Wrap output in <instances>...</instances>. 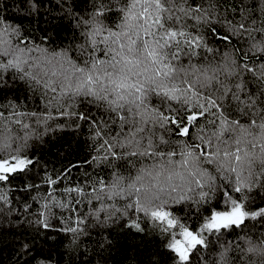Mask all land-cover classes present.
<instances>
[{
	"label": "snow or ice",
	"instance_id": "obj_1",
	"mask_svg": "<svg viewBox=\"0 0 264 264\" xmlns=\"http://www.w3.org/2000/svg\"><path fill=\"white\" fill-rule=\"evenodd\" d=\"M30 7L35 11V4H30ZM210 8L214 11L215 5L210 4ZM110 10L108 5L97 3L91 20L79 21L89 29L84 33L86 43L80 48L84 57L82 64L74 63L66 52L50 53L47 48L22 37L19 28L6 24L0 17V77L4 72L14 70L19 73L20 79L42 86L46 90L47 106L57 107L59 115L74 114L63 110L64 101H68L71 107L76 98L90 97L88 102L104 106L115 117L112 122L119 121L121 129L125 125L133 127L135 130L126 134L123 141L115 137L104 139L103 129L107 127V122L89 121L83 114L77 116V119L89 121L105 156L117 159L125 155L147 157L156 161L150 167L138 169L134 177L126 178L113 171L108 182L97 180L95 183L100 188L93 186L92 190L94 193L106 191L109 197H126L129 202L121 210V215H127V210L132 209L149 217L155 230L167 238L163 244L167 250V260L171 264H192L193 250L199 252L198 246H206L204 233L215 234L225 229L241 228L245 226L246 218L264 219V206L254 210L248 207L251 204L249 193L254 189L264 192V109L258 113L252 111L258 105H264V99H261L264 90L256 96L246 92V85L242 82L229 84L230 78L239 81L241 73L247 72L264 89V64L250 67L244 63L241 66L233 52L228 51L215 65L177 67L181 54L191 58L197 54L196 49L207 47L204 38L185 31L186 25L182 22L190 17L209 23V10L194 7L188 0H131L119 10L122 20L116 31L99 23L100 18ZM241 11L243 13L245 10L242 8ZM260 15L259 21L252 20L247 26L244 22L238 25L225 22L231 35H248L250 48L242 58L255 52L264 59V6L260 9ZM245 19L247 17L242 15V21ZM169 22L180 27H168ZM257 23L259 27H256ZM212 32L218 35L214 29ZM254 33L259 34V39ZM219 39L227 43L230 37L226 34L219 36ZM100 44L104 47L98 56ZM207 51L212 52L213 49L207 48ZM100 56L107 58L101 59ZM200 90H207L209 94L205 96ZM152 95L180 102L185 115H165L151 107L149 97ZM226 96L237 102L241 116L249 117L247 123H242L240 119H229L225 115L218 101H223ZM170 111L176 112L175 109ZM206 113L215 117L208 120L209 125L215 126L214 130L197 134L195 139L199 143L180 141L179 161L173 159L177 155L175 151L161 150L162 146H169L170 143L163 136L158 137L157 143L153 135H143L146 131L154 134V129L159 127L170 134L174 129L177 135L189 136V125L205 117ZM253 115H259V123L252 118ZM49 119H52L50 113L41 114L37 116V123H46ZM3 120V113H0V151L11 148L12 141L11 129L2 123ZM200 131L203 130L198 129V133ZM145 140L146 144L143 143ZM117 147L126 151L118 154ZM257 161L259 171L256 169ZM33 163L20 155L0 158V182L9 181L11 174L27 171ZM47 182L56 183L51 179ZM218 189H223L221 194L227 210L204 209L208 215L202 217V223L195 230L181 223L168 210L169 204L185 201L198 205L209 203ZM72 191L86 195L83 188L66 189V192ZM235 194L239 196L234 198ZM95 199L101 200L102 197L96 195ZM0 201L9 202L3 193H0ZM145 201H149L151 206ZM57 204L66 206L60 202ZM44 207L47 209L48 205ZM101 213L105 215L103 221L100 220ZM114 214V206L110 208L103 203L91 213L98 223H107ZM42 217L36 223L45 229L53 227L48 212L42 213ZM76 223L77 227L63 229L73 233L74 238L82 232L79 225L83 223V218L78 217ZM129 226L142 230L134 219ZM245 243L248 245L247 252L257 251L252 241L245 240ZM260 244L264 245V241ZM225 253L221 254V260L223 264H228L224 259Z\"/></svg>",
	"mask_w": 264,
	"mask_h": 264
},
{
	"label": "trees",
	"instance_id": "obj_2",
	"mask_svg": "<svg viewBox=\"0 0 264 264\" xmlns=\"http://www.w3.org/2000/svg\"><path fill=\"white\" fill-rule=\"evenodd\" d=\"M130 2L131 0H0V17L6 24L19 28L22 37L47 48L50 53L66 52L74 63L82 64L84 57L80 48L86 43L84 33L89 29L79 21L91 20L96 4L103 3L111 10L100 18L99 23L116 31L122 20L119 10ZM188 3L209 10V23L198 22L190 17L182 22L186 25L184 30L192 35L202 36L207 47L196 49L197 54L191 58L181 54L180 61L176 63L177 67L215 65L228 51L233 52L241 66L244 63H248L250 67L264 64V59L255 52H250L246 58H242L243 53L248 52L250 48L248 35L245 33L233 36L225 24L230 22L232 25H238L244 22L247 26L252 20L259 21L264 0H188ZM30 4L36 5L35 11H32ZM210 4L215 5L214 11ZM242 8L245 10L243 13ZM242 15L247 19L242 21ZM167 26L180 27L171 22ZM259 26L257 23L256 27ZM213 29L218 35L213 34ZM103 34L107 35V32ZM226 34L230 37L227 43L219 39V36ZM254 35L259 39L258 33ZM103 47V44H100L97 49L98 56ZM207 48L213 51L209 52ZM237 82L244 83L245 91L256 96L264 90L251 73H241L239 81L235 78L229 79L230 86ZM45 91L34 82L20 79L19 73L14 70L6 71L0 77V113L4 116L2 123L11 129L12 135L11 148L0 151V158L20 155L34 162L28 166L27 171L11 174L9 181L0 182V193L9 201H0V264H171V261L167 260V250L163 247L167 238L155 230L149 217L133 212L132 209H128L127 215L122 216L121 210L129 202L126 197H109L106 191L94 193L92 190L93 186L100 188V185L95 183L97 180L108 182L113 171L126 178L134 177L138 169L150 167L156 161L147 157L125 155L117 159L105 156L100 150V140L89 126V121L107 122V127L103 129L104 139L115 137L123 141L125 135L135 129L129 125L121 129L119 121L113 123L115 117L106 111L104 106L88 102L90 97L76 98L71 107L68 101H64L63 110L74 114L59 115L60 110L57 107L47 106ZM200 91L205 96L209 94L207 90ZM218 103L229 119L248 122L249 117L241 116L237 102L230 96ZM149 104L165 115H185L178 101L152 95L149 97ZM171 109L176 112L170 111ZM261 109H264V105H258L252 111L258 113ZM215 111L214 109L213 112ZM33 113L36 115H32ZM49 113L52 119L46 123H37V116ZM80 114L87 116L89 121L77 119ZM214 118L207 113L205 117L198 118L197 122L189 125V136L177 135L174 129L170 134L159 127L154 129V134L146 131L143 135H153L157 143L158 137L163 136L170 143L169 146H162L161 150L175 151L177 155L173 159L179 161L180 141L199 143L195 137L197 134H205V131L214 130L215 126L208 123V120ZM252 118H255L257 123L260 122L259 115H253ZM17 120L20 123H16ZM198 129L203 131L198 133ZM26 136L28 138L25 140ZM172 141L177 143H171ZM143 143L146 144V140ZM116 151L119 154L126 150L117 147ZM259 167L257 162V171ZM49 179L55 180L56 183H48ZM78 187L83 188L86 195L77 194L75 191L66 192V189ZM222 190L218 189L209 203L198 205L193 201H185L181 204H169L168 210L181 223L195 230L197 225L202 223V217L208 215L204 209L227 210ZM96 195H101L102 199L96 200ZM248 195L251 200L248 205L250 210L264 206V192L254 189ZM238 196L239 194H235L234 198ZM57 202L66 206L60 207ZM101 203L110 208L114 206L115 209V214L107 223H98L91 215ZM46 204L47 209L44 207ZM45 212L50 214L49 222L53 225L48 229L36 223L38 219L43 218L42 213ZM78 217L83 218V223L79 225L82 232L74 238L73 233L63 229L77 227ZM104 219L105 215L101 213L100 220ZM133 219L140 224L142 230L138 231L129 226ZM203 236L206 246H198L199 252L193 250L195 255L192 256V264H223L221 254L225 253V249L227 252L224 259L227 262L245 264L246 257L241 249L247 246L245 240L256 244L264 241V219L246 218V224L241 228L225 229L215 234L206 232Z\"/></svg>",
	"mask_w": 264,
	"mask_h": 264
},
{
	"label": "clouds",
	"instance_id": "obj_3",
	"mask_svg": "<svg viewBox=\"0 0 264 264\" xmlns=\"http://www.w3.org/2000/svg\"><path fill=\"white\" fill-rule=\"evenodd\" d=\"M145 203L151 206L149 201H145ZM253 244L256 245L257 247L256 252H252V253L247 252L248 245L245 248H243V253L245 254V257H246L245 264H264V245L256 244L254 242ZM228 264H230V262H228Z\"/></svg>",
	"mask_w": 264,
	"mask_h": 264
}]
</instances>
